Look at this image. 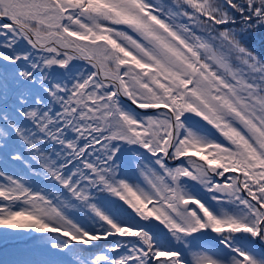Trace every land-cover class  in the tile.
<instances>
[{
  "label": "snow or ice",
  "instance_id": "6c2138e0",
  "mask_svg": "<svg viewBox=\"0 0 264 264\" xmlns=\"http://www.w3.org/2000/svg\"><path fill=\"white\" fill-rule=\"evenodd\" d=\"M0 245L264 264V0H0Z\"/></svg>",
  "mask_w": 264,
  "mask_h": 264
},
{
  "label": "trees",
  "instance_id": "16d2710c",
  "mask_svg": "<svg viewBox=\"0 0 264 264\" xmlns=\"http://www.w3.org/2000/svg\"><path fill=\"white\" fill-rule=\"evenodd\" d=\"M157 2H160V0H157ZM254 47H256L257 49H259V45L258 43H254L253 45ZM13 247L12 245H9V249ZM5 257H4V246L3 245H0V260H3Z\"/></svg>",
  "mask_w": 264,
  "mask_h": 264
}]
</instances>
